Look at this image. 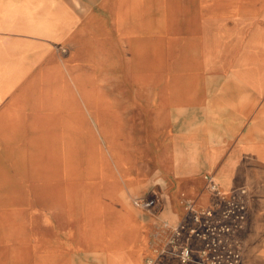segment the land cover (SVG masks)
Returning <instances> with one entry per match:
<instances>
[{
  "label": "crops",
  "instance_id": "obj_1",
  "mask_svg": "<svg viewBox=\"0 0 264 264\" xmlns=\"http://www.w3.org/2000/svg\"><path fill=\"white\" fill-rule=\"evenodd\" d=\"M207 176L247 190L243 264H264V0H0V210L24 239L31 208L64 223L8 264H146L133 200L160 190L176 222Z\"/></svg>",
  "mask_w": 264,
  "mask_h": 264
},
{
  "label": "built area",
  "instance_id": "obj_2",
  "mask_svg": "<svg viewBox=\"0 0 264 264\" xmlns=\"http://www.w3.org/2000/svg\"><path fill=\"white\" fill-rule=\"evenodd\" d=\"M206 180L212 193L210 204L198 207L186 202L176 222L163 218L166 198L160 190L133 200L151 220L146 264H161L166 258H176L180 264H243L248 192L243 188L226 194L213 176Z\"/></svg>",
  "mask_w": 264,
  "mask_h": 264
},
{
  "label": "rangeland",
  "instance_id": "obj_3",
  "mask_svg": "<svg viewBox=\"0 0 264 264\" xmlns=\"http://www.w3.org/2000/svg\"><path fill=\"white\" fill-rule=\"evenodd\" d=\"M109 25L112 26L111 33H113L119 41L123 32L115 25V23L113 26L109 22ZM75 69H85V67H82L80 64H71V83L77 82L78 79ZM109 76V74L102 75L103 79L106 81H109ZM96 81L99 82V78L96 77ZM82 82L92 86L95 82L94 76L88 74L83 78ZM0 205L3 206L2 204ZM10 214L11 212L9 209L0 210V264H8L9 261L13 260H16V262L21 260L22 263H29L37 258L44 257L45 249L41 250L39 248V243L40 239L44 240L47 228L61 230L64 226L59 211L47 209L39 205L37 210L31 208L29 213H27L31 216L28 219L23 220V225H26L33 232H36L35 235H27L24 239V235L22 234L20 236V234H15L13 231L11 234L7 233L6 225L13 222V219L9 218Z\"/></svg>",
  "mask_w": 264,
  "mask_h": 264
}]
</instances>
